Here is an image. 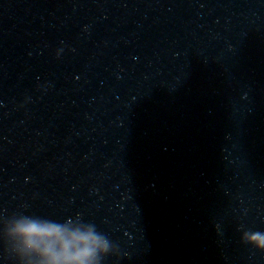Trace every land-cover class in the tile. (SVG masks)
Masks as SVG:
<instances>
[{"label": "water", "instance_id": "1", "mask_svg": "<svg viewBox=\"0 0 264 264\" xmlns=\"http://www.w3.org/2000/svg\"><path fill=\"white\" fill-rule=\"evenodd\" d=\"M15 213L96 224L103 264H264V0H0Z\"/></svg>", "mask_w": 264, "mask_h": 264}, {"label": "clouds", "instance_id": "2", "mask_svg": "<svg viewBox=\"0 0 264 264\" xmlns=\"http://www.w3.org/2000/svg\"><path fill=\"white\" fill-rule=\"evenodd\" d=\"M0 239L15 264H103L117 253L107 234L80 217L60 221L15 213L0 220ZM241 240L264 251V232L245 231Z\"/></svg>", "mask_w": 264, "mask_h": 264}]
</instances>
